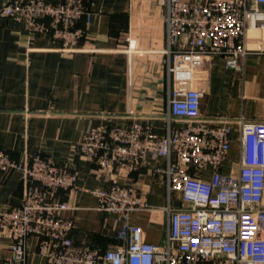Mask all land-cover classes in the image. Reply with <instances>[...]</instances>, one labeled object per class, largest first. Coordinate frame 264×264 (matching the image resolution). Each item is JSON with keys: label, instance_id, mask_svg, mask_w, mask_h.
Here are the masks:
<instances>
[{"label": "built area", "instance_id": "2783aa9c", "mask_svg": "<svg viewBox=\"0 0 264 264\" xmlns=\"http://www.w3.org/2000/svg\"><path fill=\"white\" fill-rule=\"evenodd\" d=\"M88 1L10 0L0 15L29 33L50 34L67 54L81 44L78 24L90 21ZM156 1L166 27L165 134L137 122L92 128L79 143L81 155L107 182L93 192L100 209L124 222L119 244L101 249L73 241L74 223L66 216L71 207L59 197L75 188L77 170L40 155L16 160L0 150V174L18 173L26 185L20 203L0 209V236L10 241L1 264H27L31 255L43 264H264V121L204 117L203 92L195 86L204 63L214 57H222L229 69L240 68L250 54L249 30H264V0ZM233 125L240 127L238 167L225 172ZM148 158L165 161L158 173L168 198L167 234L158 246L130 222L132 213L150 209L147 192L120 181ZM175 197L179 208L171 206ZM32 238L37 244L31 251Z\"/></svg>", "mask_w": 264, "mask_h": 264}, {"label": "crops", "instance_id": "0c3cea01", "mask_svg": "<svg viewBox=\"0 0 264 264\" xmlns=\"http://www.w3.org/2000/svg\"><path fill=\"white\" fill-rule=\"evenodd\" d=\"M8 1L0 0V7ZM87 8L90 21L78 24L84 31L81 44L67 54L50 34L29 33L0 15V150L16 160L40 155L77 170L75 188L59 197L71 207L66 216L74 223L72 239L106 249L119 244L124 222L100 209L93 192L107 182L97 165L81 155L79 143L92 128H127L137 122L165 134L166 27L156 0H89ZM247 47L250 54L239 69L227 68L222 57L204 63L195 83L203 92L204 117L264 121V30L250 29ZM239 130L233 125L225 172L237 170ZM164 165L162 159L148 158L139 170L120 176L123 184L147 192L150 209L132 213L130 222L156 246L165 244L167 234L168 198L158 173ZM210 173L207 169L206 176ZM25 187L20 174H0V209L20 203ZM180 205L175 197L171 206ZM9 243L0 236V264L8 258ZM36 244L30 239L29 249ZM27 264L43 261L31 255Z\"/></svg>", "mask_w": 264, "mask_h": 264}]
</instances>
